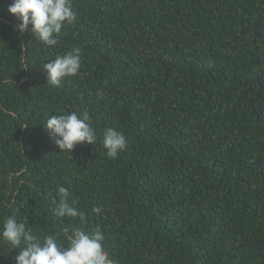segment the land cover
<instances>
[{"label": "trees", "instance_id": "obj_1", "mask_svg": "<svg viewBox=\"0 0 264 264\" xmlns=\"http://www.w3.org/2000/svg\"><path fill=\"white\" fill-rule=\"evenodd\" d=\"M10 2L0 226L16 214L65 247V227L99 226L115 264H264V0H72L76 19L52 48L18 35ZM76 47L78 74L48 83L43 63ZM83 110L95 144L61 152L44 124ZM109 127L128 139L115 159ZM58 185L83 222L51 215ZM17 253L0 238V264Z\"/></svg>", "mask_w": 264, "mask_h": 264}, {"label": "clouds", "instance_id": "obj_2", "mask_svg": "<svg viewBox=\"0 0 264 264\" xmlns=\"http://www.w3.org/2000/svg\"><path fill=\"white\" fill-rule=\"evenodd\" d=\"M7 9L17 20L18 35L28 32L46 48L56 46L62 28L76 19L72 0H11ZM47 61L43 63L47 82L59 86L65 77L78 74L81 49L73 48ZM90 119L87 110L69 111L49 116L44 127L61 152H73L78 144H95L96 131ZM102 142L107 157L115 159L126 149L128 139L122 131L109 127L103 132ZM56 193L59 201L54 200L56 207L51 215L61 224H64L62 218L65 217H79L83 222L85 213L75 206L76 201L70 202V189L58 185ZM92 211L99 214L102 209L94 206ZM63 235L67 240L66 247L57 234L45 235L41 239L28 227L26 219H20L16 214L7 216L0 226V238L10 245L11 250H18L14 264H115L104 246L105 235L99 226L91 231L68 226L63 229Z\"/></svg>", "mask_w": 264, "mask_h": 264}]
</instances>
